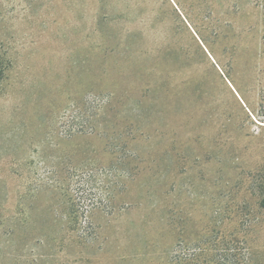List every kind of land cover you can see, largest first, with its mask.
<instances>
[{
    "label": "rangeland",
    "instance_id": "1",
    "mask_svg": "<svg viewBox=\"0 0 264 264\" xmlns=\"http://www.w3.org/2000/svg\"><path fill=\"white\" fill-rule=\"evenodd\" d=\"M264 0H0V264H264Z\"/></svg>",
    "mask_w": 264,
    "mask_h": 264
},
{
    "label": "trees",
    "instance_id": "2",
    "mask_svg": "<svg viewBox=\"0 0 264 264\" xmlns=\"http://www.w3.org/2000/svg\"><path fill=\"white\" fill-rule=\"evenodd\" d=\"M263 205H264V201H263Z\"/></svg>",
    "mask_w": 264,
    "mask_h": 264
}]
</instances>
